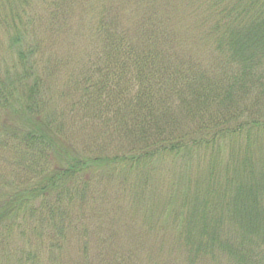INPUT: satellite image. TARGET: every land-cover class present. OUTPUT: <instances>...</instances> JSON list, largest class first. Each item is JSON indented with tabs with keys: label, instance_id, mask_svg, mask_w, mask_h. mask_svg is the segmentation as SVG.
I'll return each instance as SVG.
<instances>
[{
	"label": "trees",
	"instance_id": "trees-1",
	"mask_svg": "<svg viewBox=\"0 0 264 264\" xmlns=\"http://www.w3.org/2000/svg\"><path fill=\"white\" fill-rule=\"evenodd\" d=\"M0 26L1 264H264V0H0Z\"/></svg>",
	"mask_w": 264,
	"mask_h": 264
},
{
	"label": "rangeland",
	"instance_id": "rangeland-1",
	"mask_svg": "<svg viewBox=\"0 0 264 264\" xmlns=\"http://www.w3.org/2000/svg\"><path fill=\"white\" fill-rule=\"evenodd\" d=\"M0 27L2 28V26H0ZM1 28H0V42H2V41L5 39L4 31H3ZM58 49H59L60 52L63 50V48H62L61 46H58ZM23 241H24L23 239L18 238V239L15 241V245H16L17 247H19V246L22 245V242H23ZM74 251H75V246L73 245V246L71 247V250H70L69 254L73 255ZM0 264H1V261H0Z\"/></svg>",
	"mask_w": 264,
	"mask_h": 264
}]
</instances>
